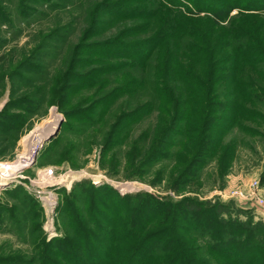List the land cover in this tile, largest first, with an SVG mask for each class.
<instances>
[{"label": "rangeland", "instance_id": "374dc122", "mask_svg": "<svg viewBox=\"0 0 264 264\" xmlns=\"http://www.w3.org/2000/svg\"><path fill=\"white\" fill-rule=\"evenodd\" d=\"M35 1L40 4H32L34 11L23 17L18 13L20 0H0V8L12 19L11 24H0V56L7 54L10 59L0 60V264H29L27 258L39 253L60 254L57 238L65 236L66 230L73 233L69 211L61 208L65 196L71 192L81 196V187L88 184L94 185L92 195L100 201L95 212H84L73 196L70 199L85 227H106L108 219L122 207L115 203L121 200L117 195L137 192L173 201L194 197L229 204L226 207L232 216L264 221V204L233 197V192L245 189L251 179H260L264 125L247 121L262 133L253 136L234 128L230 138L237 144L236 156L226 173L220 175L212 161L201 170L199 179L178 191L171 190L162 175L171 164L168 160L152 163L144 175L128 177L122 155L125 146L119 139L114 140L111 151L104 152L105 134L118 123V114L130 113L147 98L154 101L150 86L138 90L133 79L136 75L127 71L136 74L135 64L144 60L149 64L163 55L162 46L152 47L162 32L160 11H166V4L160 0ZM201 2L204 6L207 0ZM217 2L226 4L225 0H212L210 6ZM235 13L231 11L229 16ZM92 22L94 29L85 30ZM56 28H60L57 33L52 32ZM45 34L48 36L41 41ZM41 44H45L43 49ZM116 67L124 73L110 77L106 86L105 74ZM120 82L123 87L102 102V93ZM156 113L129 125L132 137L153 126ZM104 186L110 188L108 193ZM42 237L52 243L42 244L38 241ZM90 251L101 259L93 248ZM18 257H25V262L17 263ZM251 261L258 260L254 257Z\"/></svg>", "mask_w": 264, "mask_h": 264}, {"label": "trees", "instance_id": "16d2710c", "mask_svg": "<svg viewBox=\"0 0 264 264\" xmlns=\"http://www.w3.org/2000/svg\"><path fill=\"white\" fill-rule=\"evenodd\" d=\"M27 1L20 0L17 5L23 17L34 11L32 4H40ZM211 1L203 6L201 0H160L167 9L160 11L162 32L152 49L162 46L163 55L149 64L147 60L135 64L136 74L127 71L136 75L133 79L138 90L150 86L154 101L147 98L130 113H119L118 123L105 134L104 152L113 149L117 138L125 146V176L144 175L152 163L168 160L171 164L162 175L168 179L169 188L178 191L199 179L201 170L212 161L220 175L226 173L236 156L237 144L230 138L234 128L252 136L262 135L246 122L264 125V0H225L227 6L217 2L214 7ZM6 11L0 8V24L12 22ZM231 11L236 13L229 16ZM93 29L92 22L85 30ZM0 60L10 59L4 54ZM117 68L105 74L106 86L110 77L124 73ZM120 83L102 93V102L123 87ZM154 111L157 122L132 137L129 125ZM132 114L136 117L131 118ZM259 180L263 185L264 168ZM108 189L103 188L104 192ZM81 190V196L72 192L66 195L61 207L69 211L73 233L66 230L65 236L57 238L60 254L39 253L27 258L29 264H264V221L232 216L227 204L194 197L173 201L150 192L117 195L121 200L114 201L122 207L117 208L116 216L108 219L106 227L92 224V228L81 222L84 220L73 210L70 199L73 196L84 212H95L100 201L92 195L94 185L82 186ZM97 229L101 234H96ZM44 239L38 241L52 243ZM107 241L109 244L104 245ZM90 248L102 260L93 256ZM253 253L256 263L251 261ZM25 259L18 257L16 261L24 263Z\"/></svg>", "mask_w": 264, "mask_h": 264}, {"label": "built area", "instance_id": "2783aa9c", "mask_svg": "<svg viewBox=\"0 0 264 264\" xmlns=\"http://www.w3.org/2000/svg\"><path fill=\"white\" fill-rule=\"evenodd\" d=\"M264 190V185L260 183L259 178H253L245 185V189L240 191H234L233 194H236L237 198H243L246 200H253L255 203L259 205L264 204V194L262 191ZM232 196V195H231Z\"/></svg>", "mask_w": 264, "mask_h": 264}, {"label": "bare ground", "instance_id": "6f19581e", "mask_svg": "<svg viewBox=\"0 0 264 264\" xmlns=\"http://www.w3.org/2000/svg\"><path fill=\"white\" fill-rule=\"evenodd\" d=\"M29 157V156H28Z\"/></svg>", "mask_w": 264, "mask_h": 264}]
</instances>
